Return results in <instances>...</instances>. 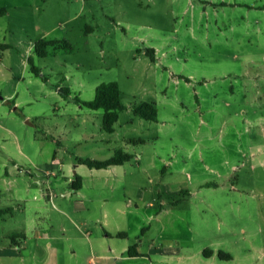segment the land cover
I'll list each match as a JSON object with an SVG mask.
<instances>
[{
	"label": "rangeland",
	"instance_id": "1",
	"mask_svg": "<svg viewBox=\"0 0 264 264\" xmlns=\"http://www.w3.org/2000/svg\"><path fill=\"white\" fill-rule=\"evenodd\" d=\"M0 8V209L16 208L11 189L24 200L31 181L56 195L44 228L55 239L40 240L58 249L56 264H137L128 248L148 255L163 229L184 253L220 245L232 257L225 264H264V0H0ZM39 40L72 50L56 45L41 58ZM111 82L125 109L109 134L103 111L76 98L91 101ZM143 102L156 104L157 121L133 114ZM118 150L131 161L101 170L81 162ZM5 165L34 174L7 176ZM48 167L56 176L42 185ZM8 220L0 247L21 227ZM8 256L0 248V264H29Z\"/></svg>",
	"mask_w": 264,
	"mask_h": 264
},
{
	"label": "crops",
	"instance_id": "2",
	"mask_svg": "<svg viewBox=\"0 0 264 264\" xmlns=\"http://www.w3.org/2000/svg\"><path fill=\"white\" fill-rule=\"evenodd\" d=\"M12 98V96L8 97ZM2 100H5V98H2ZM17 110V108H15ZM13 135V133H12ZM26 157H28L26 155ZM56 161V158L53 159V162ZM53 166H57L56 164ZM16 165H13L11 168L5 165V172L7 176H11V174L18 173L19 176L22 177H28L27 175L33 176L34 173H29L27 169L18 168L16 171ZM48 169H51L55 172L53 168L48 167ZM27 170V171H26ZM44 175L42 177V185L44 184ZM47 185L50 183V177L53 176H47ZM55 177V176H54ZM73 182V181H72ZM71 182V183H72ZM34 182L31 181L27 184L26 192L27 195L23 198L20 197V194L16 191V188L11 189V193L9 194V202L16 204V208H11L10 206L3 207L0 209L1 215H0V228H1V222L10 223L8 219H11L12 221L20 220L21 227L17 229L16 232L12 233L19 234L20 239H14L10 235H6L2 239V242L4 245L1 248L6 254H8L10 258L14 259H20L21 263H29V264H56V259L58 257V249L56 247H53L50 243L47 245H43L40 243V240L45 239H55V236H52L49 232V230L44 229L49 227L50 225H46L45 221L47 218L45 215H47V212H49V203L53 204V198H56V195H51V192L44 189H35ZM83 187V186H82ZM82 189V188H81ZM76 190V191H81ZM52 190V189H51ZM38 193L41 194V197L37 198L34 196L32 199L31 194ZM72 197V195H71ZM41 198V199H40ZM4 200L3 195L0 194V200ZM54 205V204H53ZM74 209L76 211L80 209H84L83 203L80 201L75 202ZM55 207V205H54ZM15 211H18V213L22 212L21 219H18ZM108 213L104 214V216H107ZM23 217V218H22ZM159 220V219H158ZM47 230V232H46ZM65 230V228H63ZM166 229L161 230L160 233L157 234V239L160 240L159 246H153L149 249L148 255L141 252V249L138 250L139 256L137 257H131L140 259L137 260V264H225L227 261L221 260L218 256L219 252H223L224 249L220 245H213V247L208 251V256L205 257L203 255V258L200 259L197 256V253H202L204 250L209 249V247H206L207 245H202L201 249H198L197 252L194 251H188L183 252V248L181 246H176L173 243H168V240L171 241L170 238H163L165 237L164 233ZM19 232V233H18ZM186 239H181L182 242L191 243V241L188 240L187 234L184 235ZM91 242V241H90ZM187 245V244H186ZM191 248L193 247L192 244L188 245ZM22 251L25 252V256L22 255ZM43 254H48V257L52 259V261L43 260L41 256ZM130 257V256H126ZM174 258V259H173ZM173 259V260H171Z\"/></svg>",
	"mask_w": 264,
	"mask_h": 264
},
{
	"label": "trees",
	"instance_id": "3",
	"mask_svg": "<svg viewBox=\"0 0 264 264\" xmlns=\"http://www.w3.org/2000/svg\"><path fill=\"white\" fill-rule=\"evenodd\" d=\"M7 11L5 8H0V17L6 15ZM62 44L68 50H72V45L68 41H46L39 40L35 44V52L41 57L45 58L47 56V50L49 47ZM154 50L150 49L148 54H153ZM152 59L153 55H152ZM29 64L31 65V71L35 76H40V70L34 65V62L29 58ZM46 81L45 77H42ZM64 94L69 95V92ZM77 102L84 107H87L90 110L103 111V129L105 132L112 134L115 129L114 126L119 119V114L125 109L123 104V93L121 92L119 85L116 82L103 83L96 88L94 99L91 101H82L79 98H76ZM132 112L135 116L148 121H157L158 112L155 103L143 102L132 107ZM132 155L129 153L118 150L115 152L114 156L105 161H96V160H85L81 161L83 164L87 165L91 169H109L114 166H121L125 163L131 161ZM72 188L74 190H80L82 188V180L79 176H75V179L72 182ZM2 212H0L1 215ZM125 233L117 234V237H125ZM208 250L203 252L205 257L208 256ZM127 254L130 257L139 256L137 245L130 246L127 250ZM218 256L221 260L231 261L232 257L224 252H219Z\"/></svg>",
	"mask_w": 264,
	"mask_h": 264
},
{
	"label": "built area",
	"instance_id": "4",
	"mask_svg": "<svg viewBox=\"0 0 264 264\" xmlns=\"http://www.w3.org/2000/svg\"><path fill=\"white\" fill-rule=\"evenodd\" d=\"M54 164L59 165V162L55 161ZM41 170L43 171V174L46 176H56V172H54L51 169L46 168V169H41ZM91 263L93 264V261Z\"/></svg>",
	"mask_w": 264,
	"mask_h": 264
},
{
	"label": "water",
	"instance_id": "5",
	"mask_svg": "<svg viewBox=\"0 0 264 264\" xmlns=\"http://www.w3.org/2000/svg\"><path fill=\"white\" fill-rule=\"evenodd\" d=\"M0 99H2V97L0 96Z\"/></svg>",
	"mask_w": 264,
	"mask_h": 264
}]
</instances>
